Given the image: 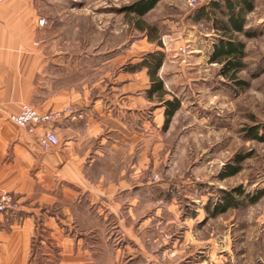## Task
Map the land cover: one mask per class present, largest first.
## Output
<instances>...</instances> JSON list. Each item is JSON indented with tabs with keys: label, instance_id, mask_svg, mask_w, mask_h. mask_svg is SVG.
Returning a JSON list of instances; mask_svg holds the SVG:
<instances>
[{
	"label": "rangeland",
	"instance_id": "1",
	"mask_svg": "<svg viewBox=\"0 0 264 264\" xmlns=\"http://www.w3.org/2000/svg\"><path fill=\"white\" fill-rule=\"evenodd\" d=\"M134 1L34 0L36 47L44 55L54 53L56 69L45 65L34 76V89L25 92L32 93L31 101L23 103L38 112L67 113L71 104L53 109L51 103L82 96L85 84L72 66L78 67L84 58L88 64L100 61V70L88 72L91 86L100 74L109 79L119 68L131 69L147 53L160 51L164 66L157 74H165L169 91L164 87L163 101L176 98L180 107L164 128V102L155 94L150 105L155 108V131L148 137L141 130L140 151L142 177L151 188L145 191L144 209L152 216L141 228L130 229L131 235L162 264H264V194L255 202L249 200L264 189V141L248 133L264 124V25L255 23L264 17V0H258L259 10L245 15L246 28L257 34L238 35L246 52V66L236 74L241 84L221 76L219 64L207 62L218 34L211 22L191 19L195 8L207 0H197L195 6L188 0H159L138 20L124 9ZM146 25L155 33L140 28ZM182 45L190 48L187 63L178 54ZM52 57L44 56L41 63ZM57 62L69 70L64 73ZM91 88L93 93L95 87ZM27 133L40 152L58 145L42 147L36 140L39 133ZM239 157L245 158L237 163ZM237 165V173L224 176ZM234 188L244 192L241 197L234 192L238 205L211 216L213 204ZM111 226L101 224L97 231L80 234L90 241L108 238L120 243L124 231ZM43 233V242H56Z\"/></svg>",
	"mask_w": 264,
	"mask_h": 264
},
{
	"label": "crops",
	"instance_id": "2",
	"mask_svg": "<svg viewBox=\"0 0 264 264\" xmlns=\"http://www.w3.org/2000/svg\"><path fill=\"white\" fill-rule=\"evenodd\" d=\"M37 16L34 0L0 1V192H8L14 203L0 212V264H162L130 232L152 216L144 209L151 188L142 177L140 151L141 130L147 136L155 131L147 68H119L89 86L88 72L100 70V61L88 64L84 58L72 66L85 90L71 102L51 103L53 109L71 104V112L35 129L50 128L61 140L40 152L27 128L9 120L31 101L32 93L25 92L34 89V76L45 65L56 69L54 53L44 55L36 47ZM255 23L264 25V17ZM44 56H53L51 62L41 63ZM57 63L64 73L69 70ZM159 77L168 91L167 77L163 72ZM167 206L173 211V204ZM101 224L123 230V240L114 244L81 236ZM45 231L55 243L42 241ZM45 247L49 252L42 254Z\"/></svg>",
	"mask_w": 264,
	"mask_h": 264
},
{
	"label": "trees",
	"instance_id": "3",
	"mask_svg": "<svg viewBox=\"0 0 264 264\" xmlns=\"http://www.w3.org/2000/svg\"><path fill=\"white\" fill-rule=\"evenodd\" d=\"M158 1L159 0H137L124 6V9L127 14H132L138 20V18L152 10ZM254 6V0H207L197 6L191 15V19L194 22L199 20L211 22V26L218 34L216 40L212 43V50L207 62L219 64V74L225 78L237 81L238 84H241V82L236 79V74L246 66L245 61H243L246 56L245 44L238 38V35L244 34L252 37L257 34L256 30L248 29L245 26V15L253 11ZM140 28L150 34L155 33L153 26L146 25ZM162 61L163 54L160 51L147 53L142 61L131 68L136 70L142 66L147 68V74L150 78V87L147 93L149 97L157 94L161 101H163V96L167 93L164 90L162 78L157 74L158 70L163 65ZM163 102L165 107L164 128H167L170 118L180 106L179 100L176 98L164 100ZM248 133H250L251 137L256 141H264V124L249 128ZM244 158L239 157L237 163L242 162ZM230 167V170L228 173H225L226 175L224 176H230L240 170L239 165ZM234 192L240 197L244 196V192L239 188H234L230 192H223L220 202L213 204L214 209L211 211V216H216L218 213L225 212L231 207H236L238 205L239 202L235 198ZM263 194L264 189L260 190L257 196L249 197V194H245V196L249 197L251 202H255ZM208 206L209 205L206 206L207 209H209Z\"/></svg>",
	"mask_w": 264,
	"mask_h": 264
},
{
	"label": "built area",
	"instance_id": "4",
	"mask_svg": "<svg viewBox=\"0 0 264 264\" xmlns=\"http://www.w3.org/2000/svg\"><path fill=\"white\" fill-rule=\"evenodd\" d=\"M3 1V0H0ZM197 0H188V4L191 6H195ZM44 22V18L39 19V23L42 24ZM178 54L181 56V62L187 63L189 61V52L190 48L188 45H182L177 47ZM70 110L68 108L67 113ZM59 113L54 112L52 113H43L36 111L31 105L29 104H22L19 111L16 113H11L9 116V120L15 124L16 126L27 128L29 132H34L35 129L39 128L40 126H48L49 123L53 122L55 118H57ZM36 140L38 144L42 147H49L55 146L56 144L60 143V139H58L57 133L54 132L50 128H44L37 136ZM14 207L13 199L8 193H1L0 194V212H4L8 209Z\"/></svg>",
	"mask_w": 264,
	"mask_h": 264
}]
</instances>
